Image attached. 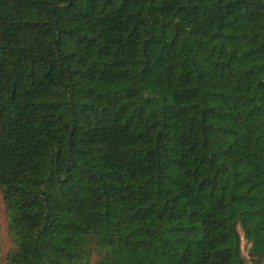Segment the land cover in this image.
Listing matches in <instances>:
<instances>
[{
  "label": "trees",
  "instance_id": "obj_1",
  "mask_svg": "<svg viewBox=\"0 0 264 264\" xmlns=\"http://www.w3.org/2000/svg\"><path fill=\"white\" fill-rule=\"evenodd\" d=\"M5 264H264V0H0Z\"/></svg>",
  "mask_w": 264,
  "mask_h": 264
},
{
  "label": "rangeland",
  "instance_id": "obj_2",
  "mask_svg": "<svg viewBox=\"0 0 264 264\" xmlns=\"http://www.w3.org/2000/svg\"><path fill=\"white\" fill-rule=\"evenodd\" d=\"M3 198L0 191V264H5L2 255L11 247L7 237V220L5 218Z\"/></svg>",
  "mask_w": 264,
  "mask_h": 264
}]
</instances>
